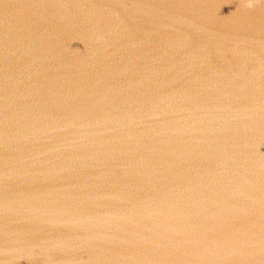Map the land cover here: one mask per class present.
<instances>
[{
    "label": "water",
    "instance_id": "obj_1",
    "mask_svg": "<svg viewBox=\"0 0 264 264\" xmlns=\"http://www.w3.org/2000/svg\"><path fill=\"white\" fill-rule=\"evenodd\" d=\"M0 264H264V0H0Z\"/></svg>",
    "mask_w": 264,
    "mask_h": 264
}]
</instances>
